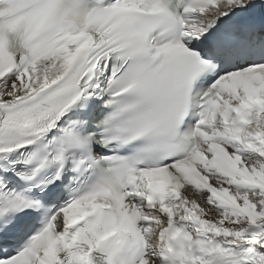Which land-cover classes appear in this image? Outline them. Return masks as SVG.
<instances>
[{
    "label": "snow or ice",
    "instance_id": "snow-or-ice-1",
    "mask_svg": "<svg viewBox=\"0 0 264 264\" xmlns=\"http://www.w3.org/2000/svg\"><path fill=\"white\" fill-rule=\"evenodd\" d=\"M0 264H264V0H0Z\"/></svg>",
    "mask_w": 264,
    "mask_h": 264
}]
</instances>
